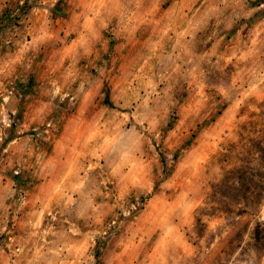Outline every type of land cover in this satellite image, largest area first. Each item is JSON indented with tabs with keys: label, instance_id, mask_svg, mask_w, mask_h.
<instances>
[{
	"label": "rangeland",
	"instance_id": "374dc122",
	"mask_svg": "<svg viewBox=\"0 0 264 264\" xmlns=\"http://www.w3.org/2000/svg\"><path fill=\"white\" fill-rule=\"evenodd\" d=\"M0 264H264V0H0Z\"/></svg>",
	"mask_w": 264,
	"mask_h": 264
}]
</instances>
